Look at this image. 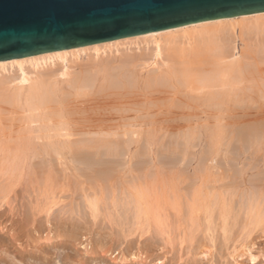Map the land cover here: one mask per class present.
<instances>
[{"label": "bare ground", "instance_id": "bare-ground-1", "mask_svg": "<svg viewBox=\"0 0 264 264\" xmlns=\"http://www.w3.org/2000/svg\"><path fill=\"white\" fill-rule=\"evenodd\" d=\"M251 57L264 63V11L0 60V112L16 114L23 121L19 130L24 129L30 141L39 139L42 151L56 156V165H73L76 161L89 164L94 157L89 152L82 150L81 156L74 154L68 161L65 156L66 149L72 150L85 141L84 138L72 140L77 133L71 130L70 120L59 104L67 96L82 94L84 90L90 92L88 90L93 88H131L138 83L171 87L169 84L175 81L178 85L197 84L196 89L202 92L209 89V95L202 97L207 98L206 102L214 100L210 103L219 106L221 101L215 99L229 93L220 89L254 68ZM212 88L216 90L213 92ZM52 103L61 106L52 109ZM238 115V118L243 116V121L237 119L233 136L238 145L242 144L238 149L240 156L250 148H244L250 143L264 145V119L256 120L259 117L256 114L250 119L248 112ZM219 121H216L218 125ZM120 128L112 124L108 130L105 128L108 137L102 142L110 150L118 134L129 135L125 141L131 144L134 139L130 134L137 135L142 130L137 127L122 131ZM221 131L217 128L210 132L207 151H214L215 145L220 143ZM223 143L225 140L222 146ZM237 146L236 149L240 148ZM9 148L14 149V146ZM179 157L173 158L176 161L173 166L172 161L169 163L179 181H168L165 187L155 182L150 187H142L136 181L139 177H132L126 181L130 189L120 187L121 181H116L117 178L115 184L119 185L115 186L114 175L112 178L108 170L97 172L87 185L83 180L75 181V186L70 188L65 187L66 184L56 187L50 177L40 175L44 174L40 170V174L35 172L36 176L29 175L31 180L34 178L32 182L26 181L22 173L7 169V165L4 171L1 167L0 264H56V257H60L63 264H91L92 261L103 264L107 259L111 261L109 264H264V156L257 161L243 157L244 162L240 160V166L231 168L230 175L222 172V165L219 171L215 161L208 163L210 166L203 162L199 165V172L204 175H197L196 166L193 172H187L180 164L187 158ZM237 158L236 164L240 162ZM115 159L112 163L121 166L117 162L122 161ZM50 161L47 159L44 163L52 166ZM100 161L96 162L100 164ZM147 161L150 163V158ZM201 176L212 177L217 183L221 181L218 186L210 187L211 203H203L193 189ZM188 179L190 182L183 185Z\"/></svg>", "mask_w": 264, "mask_h": 264}, {"label": "rangeland", "instance_id": "rangeland-1", "mask_svg": "<svg viewBox=\"0 0 264 264\" xmlns=\"http://www.w3.org/2000/svg\"><path fill=\"white\" fill-rule=\"evenodd\" d=\"M249 60L254 62V68H252L251 71L243 72L238 78H234L231 81V83L228 86H226L224 89L223 88L220 89L221 91L222 90L226 92L229 91V93H227L228 96L226 94V95L221 96L220 98L215 99L216 102L218 100L221 101V104L219 106H217L216 104L215 106L210 103V102H214V100L206 102L207 98L205 97L209 95V89H206L205 90L206 92L203 90V92H205L203 93L199 89H196L197 84H193V85L185 84L186 85L185 87V85H178L177 82L175 81H173L175 86L172 82L169 84L171 85V87H168V84L167 85L156 84L155 86L149 85L148 87V85H145L143 83H138L135 85L136 87L132 86L131 88H129L126 86V87H123V89L120 88L119 90L118 89H108V90L106 89L98 90L97 89L98 90L97 91L96 88H93L94 90L93 89L88 90L90 92H87L86 90V93H85L84 92L85 90H84L81 92L82 94L78 93L77 95L71 94L67 96L66 98H64L65 100L63 99V101L59 103V104H62V106L59 105L58 103L50 104L52 109H58V107L61 106L60 109L63 110L62 113L65 115V117L69 118L67 120L68 121L70 120L69 124H70L71 130L74 131V133H77V134H74V136H72L73 138L71 137L72 140L74 139L80 140L81 138L85 139V141H82L81 145L79 144V146L78 145L74 146L76 149L72 147L71 148L72 150L66 149L64 151L67 161L69 160V158L71 159L72 157H74V154L81 156L82 152L81 153L79 152L83 150L84 152L86 151L94 155V157H92V161L95 160V162L96 161L99 162L102 159V161H100V164H98L97 162L96 163L93 162L94 166H93L92 161H90L92 165H90V163L88 164L86 162H81V161L80 162L76 161V163H74L73 165L70 164L69 162H68L69 163L68 165H63V164L61 165L59 163H57L56 165V162H57L56 156L53 153L48 154L49 155L48 156L44 151H42L41 140H40L41 144L39 146V142H37L39 141V139L37 141L36 140L30 141L31 139L27 138L28 136H26L27 134L25 135L26 132L24 131V129L23 130L20 129L21 131L19 130V127L20 125H22L23 121L19 120L16 114H13V113L11 114L10 111H8V113H6L7 111L5 113L4 112L1 113L2 112L1 111L0 112V115H1L0 116V120H1L0 121V130H1L0 131V144L3 143L2 144L3 152L0 153V160H1L0 168L2 167L1 168L2 170L3 169L6 170V165H7L9 166L7 169L9 170L12 169L14 173H22V175H24L25 180L26 179L29 180L31 178V176L29 175L36 176L37 174L35 173L36 171L38 172V174H40V171L41 172L43 171L44 174L41 173L40 175L41 176L43 175L47 178L50 177L52 184L55 185L56 187H59L62 184H66L67 186L65 187L73 188L75 186V181L81 182L82 180H83L82 182L83 183L86 182V185H87V183L88 184L90 183V180L97 172L98 174H100L99 172H103L104 170L106 171L108 170L109 173L111 171L110 174H112V178L114 175V178H113L114 181L112 180L113 181L112 183L114 184L116 183L115 182L116 178L118 179V180L116 179V181L118 182L121 181L119 182L121 183L120 187L123 186L125 188L130 189L131 187L128 185L129 183L128 184L126 183V181L128 180V178L130 179L132 177H135V178L139 177L138 179L136 178L137 179L136 181L141 186L143 185L142 187H150L155 184L160 185L161 183L163 184H161L160 186L163 185L162 187H165L168 185L167 184L168 181H174V182L179 181L178 179L179 176L176 175V172L173 171L172 168L174 167L172 166L176 163V161L174 160L175 158L181 155L180 157L181 159H183L184 158L183 155H185V158H187L186 161L184 160L180 161V164H183L181 165V167H185L187 172L189 171L190 173L191 171L193 172L192 168L196 166L198 167L197 169L195 167L197 171L195 172L197 173V175H202V174L204 175V173L199 172V168H200L199 165L203 163H207L206 166H208L209 164H213V162L215 161L214 164L216 166L218 165L219 171L224 170L222 171L223 173L227 171L226 173L230 175L232 174V171H233V169L231 168L235 167L236 165L240 166L242 162H244L243 161L244 158L250 159L252 161H257V159H259L261 156H264V145L261 144L263 146L262 147L261 145H256V144L252 145L251 143L247 145L248 147H244L247 149L250 147L245 153H243L244 155L241 154L242 157L241 155L239 156L240 150L238 149H241L242 144L241 146L240 144L238 145L239 142L238 141L236 142L233 136L234 131L236 129V127L234 128V126H237V121H238L237 119H239L240 121L243 118L242 113L247 114L248 112L250 119H253L257 115L260 117V119L257 116L258 118H256V120L264 119V116H263L264 115V63L260 61L259 58L254 59L253 57H251V59ZM80 62L85 63V61H80ZM193 89L199 90L200 94L198 91L197 92L193 91ZM105 90L107 93L105 92ZM215 90L216 89L214 88L213 92ZM203 95L204 96L207 95V96L202 97ZM198 96H200V98ZM221 99H227V100L224 102V100H221ZM54 105H56V107ZM3 109L5 108L3 107ZM259 111L263 113H260ZM253 112H256L254 113L256 114L255 116ZM184 113L186 115H184ZM238 114H241L242 116L240 117L241 119L238 118L239 117ZM259 114H261L263 117ZM137 115L139 116V118ZM217 120L218 121L220 120L219 121L220 125L216 123ZM12 122L13 124H11ZM111 124L117 125L119 128L121 127L120 129L122 131L123 130L128 131L130 129L135 130L137 129V127H139L142 130L140 131L138 128V131L140 132L137 135L130 134V136H132L131 138L134 139V142L131 144H127L125 141L129 135L125 137L126 135L118 134L116 136L117 138L115 137V140L113 141L115 145L112 144L111 145L112 150H110L105 145V143L102 141L104 140V138L108 137L107 136L108 134H106L105 131L106 129L108 130V127ZM221 124H223L224 126L223 125L221 126ZM96 127H99V128H96ZM2 128L4 131H2ZM100 128H102L101 130L103 131L102 133H100L101 131L99 132ZM213 128L214 129L220 128L222 130L221 131V141L218 145H215V148L217 150L214 148V151L212 150L213 152L212 151L209 152L207 151V147L209 146L208 136L210 132L214 130ZM209 129H212V130H209ZM121 130H119V132H121ZM94 132H99V133H94ZM197 132L201 134L198 135ZM9 134L11 137L9 136ZM136 138H138L139 140L137 141ZM172 138H173V141L171 140ZM224 140H225V144L223 143L224 145L222 146V142ZM34 141H35V144L33 143ZM10 145L14 146V149L9 148ZM145 145H148V146H145ZM237 145L240 148L236 149L235 147ZM112 146H114V149ZM232 148H234L237 151H234V149ZM15 152H17L18 155H14ZM236 152H237V155H236ZM226 154L228 158L225 156ZM95 157L96 159H93ZM147 157L150 158L151 160L150 163L147 161L148 160ZM235 157H239L237 159L239 161L241 160L242 162L241 161L239 162L237 160V162L239 163L236 164ZM4 158L7 160H5ZM115 158H119L117 160L118 161L121 160L122 163L120 161L119 163L115 161L116 160ZM47 159L51 160L50 162L52 163L50 164H52V166L51 165L48 166V164L44 163V161ZM113 159H115L114 161L117 162V164H122V165L121 166L115 165L114 163H112ZM198 159L200 160L198 161ZM105 160H111L109 161L110 165L112 163L113 165L117 167L113 165H111L110 167V165L107 164L109 162ZM145 160L147 163H145ZM2 162L3 163L5 162L4 165L2 164ZM170 162L172 166L169 165ZM85 164L86 165L88 164L89 167L86 166ZM75 165H77V167L80 169L76 168ZM219 165L223 166V167L221 166L222 170L220 169ZM112 166L115 168L113 169ZM17 167L19 169H17ZM91 167L93 169L90 172ZM70 169L73 174L71 173ZM75 169L78 170V172ZM82 169L84 170L89 169V170L83 171ZM226 169L228 170L230 169V172H228V170ZM79 170L82 171V173H80ZM112 171H115V172H112ZM114 173H116L117 175ZM73 175L74 176L78 175V176L73 177ZM25 176L27 178H25ZM52 176H54L53 179H52ZM84 176H86V178ZM72 177L75 179H72ZM122 181H125V182L122 184ZM153 182H155V184ZM189 182L190 180L188 179V181H186V183H183V185ZM196 182L197 183L194 185L195 187L193 186L194 187L193 189H196L199 198L202 199L203 203H205L206 201L207 203H211V198L208 194L209 191L210 192L212 191L211 188L213 187L211 186L212 185L215 186L217 184L219 185L221 181L220 182L218 181L217 183V182H214V178L212 177L203 178L201 176L199 177V179H197ZM34 184H37V182L34 181ZM124 184L126 185L124 186ZM118 185L119 184L117 185L115 184V186H118ZM74 248L78 250L79 246H75ZM72 251L74 252L75 250H72ZM53 256H55V254ZM55 260H56L55 262L56 264H63V261L60 259V257H56ZM95 262L96 261H92L93 264H95ZM108 262H111V261L107 259V261L103 264H106V263L109 264ZM5 263L8 264V262H5ZM11 264H22V263L12 262ZM96 264H99V263L96 262Z\"/></svg>", "mask_w": 264, "mask_h": 264}, {"label": "water", "instance_id": "water-1", "mask_svg": "<svg viewBox=\"0 0 264 264\" xmlns=\"http://www.w3.org/2000/svg\"><path fill=\"white\" fill-rule=\"evenodd\" d=\"M264 0H0V60L260 12Z\"/></svg>", "mask_w": 264, "mask_h": 264}, {"label": "snow or ice", "instance_id": "snow-or-ice-1", "mask_svg": "<svg viewBox=\"0 0 264 264\" xmlns=\"http://www.w3.org/2000/svg\"><path fill=\"white\" fill-rule=\"evenodd\" d=\"M261 10L264 11V3L261 4Z\"/></svg>", "mask_w": 264, "mask_h": 264}]
</instances>
